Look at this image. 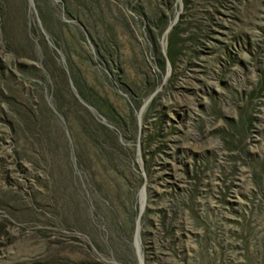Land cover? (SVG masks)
Returning a JSON list of instances; mask_svg holds the SVG:
<instances>
[{"label": "rangeland", "instance_id": "obj_1", "mask_svg": "<svg viewBox=\"0 0 264 264\" xmlns=\"http://www.w3.org/2000/svg\"><path fill=\"white\" fill-rule=\"evenodd\" d=\"M138 254L264 264V0H0V264Z\"/></svg>", "mask_w": 264, "mask_h": 264}, {"label": "trees", "instance_id": "obj_2", "mask_svg": "<svg viewBox=\"0 0 264 264\" xmlns=\"http://www.w3.org/2000/svg\"><path fill=\"white\" fill-rule=\"evenodd\" d=\"M168 45H169V47H168V51H167V57H168L169 62L172 63V55H171L170 52H171V50H172L173 47H172V41H170V39H169ZM165 63H166V65H168V61L167 60H165Z\"/></svg>", "mask_w": 264, "mask_h": 264}, {"label": "water", "instance_id": "obj_3", "mask_svg": "<svg viewBox=\"0 0 264 264\" xmlns=\"http://www.w3.org/2000/svg\"><path fill=\"white\" fill-rule=\"evenodd\" d=\"M138 262L139 264H144L142 257L138 254Z\"/></svg>", "mask_w": 264, "mask_h": 264}]
</instances>
